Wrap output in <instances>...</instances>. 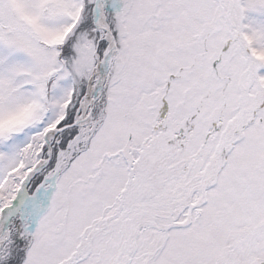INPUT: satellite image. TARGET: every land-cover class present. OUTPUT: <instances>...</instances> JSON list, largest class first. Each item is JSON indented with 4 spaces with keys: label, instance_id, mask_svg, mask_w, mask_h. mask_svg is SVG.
I'll use <instances>...</instances> for the list:
<instances>
[{
    "label": "snow or ice",
    "instance_id": "obj_1",
    "mask_svg": "<svg viewBox=\"0 0 264 264\" xmlns=\"http://www.w3.org/2000/svg\"><path fill=\"white\" fill-rule=\"evenodd\" d=\"M0 264H264V0H0Z\"/></svg>",
    "mask_w": 264,
    "mask_h": 264
}]
</instances>
